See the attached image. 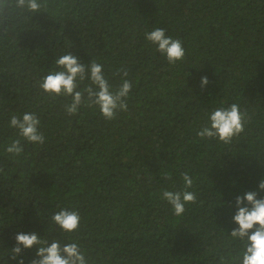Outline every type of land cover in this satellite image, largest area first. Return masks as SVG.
<instances>
[{
    "label": "trees",
    "instance_id": "16d2710c",
    "mask_svg": "<svg viewBox=\"0 0 264 264\" xmlns=\"http://www.w3.org/2000/svg\"><path fill=\"white\" fill-rule=\"evenodd\" d=\"M0 264H264V0H0Z\"/></svg>",
    "mask_w": 264,
    "mask_h": 264
}]
</instances>
